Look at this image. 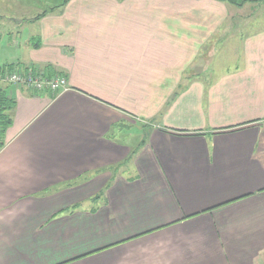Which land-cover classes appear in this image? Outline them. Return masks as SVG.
<instances>
[{"label":"crops","instance_id":"1","mask_svg":"<svg viewBox=\"0 0 264 264\" xmlns=\"http://www.w3.org/2000/svg\"><path fill=\"white\" fill-rule=\"evenodd\" d=\"M241 1L14 18L35 34L0 67L51 65L67 88L0 83V264H264V1Z\"/></svg>","mask_w":264,"mask_h":264},{"label":"rangeland","instance_id":"2","mask_svg":"<svg viewBox=\"0 0 264 264\" xmlns=\"http://www.w3.org/2000/svg\"><path fill=\"white\" fill-rule=\"evenodd\" d=\"M4 1L6 2V0ZM49 1L53 5H55L60 0H49ZM15 6L16 5L14 4V2L10 5V4H5L2 0H0V19H2V23H3V24H0V62H1L0 64H5L6 61L2 60V58L4 57L10 63L16 61V59L14 58L18 55L20 56L22 52L21 47L19 48V50L18 49L16 50L17 45L23 44L25 39H29L30 35L32 36L33 34H35L33 30V28L35 27L30 26L28 24L23 25V23L21 25H17V22L15 21L21 20L20 17L25 18V21H26V19H31L35 17L37 13H40V12L36 13L35 11L36 9H33L31 7L27 8V7H15ZM14 18H15V21H14ZM3 19H6V20H3ZM5 26L11 30H16V31L18 30L19 32L14 31V33L11 36L9 35V33H11L10 30L5 28ZM14 39H17V40L13 43L12 40ZM232 65L233 63L227 62V63L220 64L218 68L223 70L224 68L230 67ZM215 70H217L216 67H215Z\"/></svg>","mask_w":264,"mask_h":264},{"label":"trees","instance_id":"3","mask_svg":"<svg viewBox=\"0 0 264 264\" xmlns=\"http://www.w3.org/2000/svg\"><path fill=\"white\" fill-rule=\"evenodd\" d=\"M68 1L69 0H62L59 5H57L55 7H51L48 10L42 11L41 14L37 15L34 18V20H38L41 17H44L45 15H47L49 13H53V12L58 11V9L63 7ZM221 1L226 2L228 4H232V5H239L240 4L239 0H221ZM252 1H256V0H252ZM257 1H264V0H257ZM242 2H244V0H242L241 3ZM32 41H33L32 45H31L32 48H35V49L39 48L40 41H39L38 37L32 39ZM30 69L31 70L26 69L25 72H31L33 74L41 75L43 77H48V78L60 76V77H64L66 79V77H65L66 75L63 72L54 69L51 65H42V66L33 65ZM8 72H15V69L13 70L11 65L5 66L3 68L0 67V73H3L0 75V79H2V77L5 74H7ZM0 83H2V82L0 81ZM49 94L52 96H56L58 93H52L51 91H49ZM14 105H15V101L6 95L5 91L3 90V88L0 85V147L3 145V138H4L5 131L7 130V128L11 124L12 112L14 109ZM142 143H143V141L139 142L138 146H140ZM137 149L135 148L131 151V154L126 159V161H130L132 159V157L136 153ZM97 198H99V196L95 197L94 199L96 200ZM74 207H72L71 209H73ZM71 209H65L66 210L65 212L70 211Z\"/></svg>","mask_w":264,"mask_h":264},{"label":"built area","instance_id":"4","mask_svg":"<svg viewBox=\"0 0 264 264\" xmlns=\"http://www.w3.org/2000/svg\"><path fill=\"white\" fill-rule=\"evenodd\" d=\"M2 81L5 84L23 85L34 91L48 89L52 93H59L67 88L66 79L64 77L55 76L48 78L31 72H8L2 78Z\"/></svg>","mask_w":264,"mask_h":264},{"label":"bare ground","instance_id":"5","mask_svg":"<svg viewBox=\"0 0 264 264\" xmlns=\"http://www.w3.org/2000/svg\"><path fill=\"white\" fill-rule=\"evenodd\" d=\"M5 75H6V74H5ZM5 75H4V76H5ZM4 76H3V77H4ZM3 77H2V78H3ZM0 81H1L2 83H4V82L2 81V79H0Z\"/></svg>","mask_w":264,"mask_h":264}]
</instances>
